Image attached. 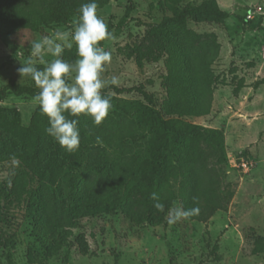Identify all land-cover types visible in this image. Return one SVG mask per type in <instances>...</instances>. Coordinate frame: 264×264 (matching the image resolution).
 <instances>
[{
  "label": "rangeland",
  "instance_id": "374dc122",
  "mask_svg": "<svg viewBox=\"0 0 264 264\" xmlns=\"http://www.w3.org/2000/svg\"><path fill=\"white\" fill-rule=\"evenodd\" d=\"M204 0H182V4H200ZM219 7L232 16L222 24L188 23L201 39L215 38L219 56L212 69L218 81L230 84L233 77L242 79L244 87L233 92L229 86H217L213 93L210 114L189 122L207 128L222 129L225 136L226 182L231 184L233 198L226 212H217L206 223L181 219L174 224L135 226L121 212L99 213L95 217L82 216L67 229L66 245L51 255L53 242L42 247L34 236V229L50 237L53 231L42 223L43 212L53 196L59 201L71 195L70 178L83 174L82 187L101 181L84 165L66 170L56 185L34 183L33 195L28 199L17 180L19 166L15 162L0 161V264H7L6 254L14 264H264V253H255L264 247V83L254 89V83L264 79V0H216ZM166 0H110L98 9L108 25L112 38L99 45L111 53L103 78L118 77L119 84L110 86L126 89L123 94L105 92L112 101L108 115L122 113L119 105H131L134 121H142L147 105L133 89L141 86L151 95L153 105L159 108L171 87L164 82V57L156 49V41L147 31L158 24L167 11ZM79 10L67 23L43 27L33 41L51 35L54 30L71 31ZM250 21L242 25L239 19ZM121 28L118 30L117 26ZM32 41V42H33ZM14 45L5 30H0V87L9 81L36 86L18 69L31 53V44ZM75 45H73L74 47ZM140 57L141 65L137 58ZM51 60L50 55H46ZM35 59V58H34ZM36 66L43 68L37 61ZM74 82V74L69 77ZM38 102L34 98L7 95L0 100V109H16L23 126H28ZM145 133H140L144 135ZM13 138L0 130V149L9 153L15 149ZM150 142L143 141L134 154L146 160L153 157ZM97 149L92 154L96 155ZM246 157L252 163L247 171L238 166V159ZM5 188L3 193L1 188ZM29 187H27L28 189ZM180 207L172 203L170 209ZM169 209V210H170ZM88 254L83 255L81 242Z\"/></svg>",
  "mask_w": 264,
  "mask_h": 264
},
{
  "label": "trees",
  "instance_id": "16d2710c",
  "mask_svg": "<svg viewBox=\"0 0 264 264\" xmlns=\"http://www.w3.org/2000/svg\"><path fill=\"white\" fill-rule=\"evenodd\" d=\"M109 1L97 0L98 9ZM181 1L166 0L163 11L169 15L147 31L164 57L163 80L171 90L161 106L155 108L151 95L141 86L133 89L147 104L142 121H134L131 105L126 101L119 105L122 113L107 115L98 125L87 115L69 116V119H78L81 137L78 149L69 152L46 134L48 119L39 105L28 126L21 124L16 109H0V130L16 143L9 153L0 149V161L18 164L16 177L17 180L22 178L18 184L24 189L20 196L26 194L31 199L34 183L54 186L66 170L80 165L101 178L99 183L86 188L80 185L82 173L72 176L68 200L59 201L53 196L43 211L45 216L39 215L53 234L46 237L34 229V236L44 248L53 242L51 255L66 245L67 229L82 216L121 212L135 226H158L175 201L185 209H200L198 215L186 219L189 222L206 223L217 212L227 211L233 190L226 182L224 132L189 121L210 114L217 86L232 83L236 94L245 85L236 76L230 84L225 79L217 80L212 69L219 56L216 39H201L187 25L222 24L232 15L222 10L216 0L182 5ZM89 2L91 0H0V30L7 32L14 45L25 47L43 27L67 23L82 4ZM239 20L242 25L250 22L244 18ZM63 58L68 62L78 59L76 47L65 49ZM137 62L141 65L140 57ZM263 83L264 79L256 81L254 89ZM109 90L117 95L127 91L110 86L102 93L105 95ZM38 92L37 86L9 81L0 87V100L7 95L34 98ZM143 132L145 134L140 135ZM97 137L102 143H97ZM147 140L153 157L143 160L134 151ZM95 149L97 152L93 155ZM1 191L5 193L6 189L3 187ZM152 192L159 194L165 205L164 212L154 208V201L150 199ZM81 249L84 256L88 254L83 241ZM254 252L264 253V247ZM5 257L7 264H14L10 253Z\"/></svg>",
  "mask_w": 264,
  "mask_h": 264
},
{
  "label": "clouds",
  "instance_id": "9594fccd",
  "mask_svg": "<svg viewBox=\"0 0 264 264\" xmlns=\"http://www.w3.org/2000/svg\"><path fill=\"white\" fill-rule=\"evenodd\" d=\"M98 7L97 0L82 4L71 31L56 29L51 35L33 41L30 56L18 69L21 76L30 77L39 88L34 99L48 119L46 134L69 152L77 150L81 141L79 121L69 119V116L87 115L94 124H100L113 107L111 98L104 95L102 90L108 84H119L116 76L110 81L103 78L105 67L111 62V53L99 46V42L111 39L112 33L98 15ZM73 45L78 59L68 62L63 54ZM46 55L52 59L47 60ZM37 61L44 67L38 68ZM72 74L74 82L69 83ZM96 140L102 143L99 137ZM150 199L154 201L153 206L157 211H165L157 192H152ZM199 213L198 207H174L168 211L167 222L174 224Z\"/></svg>",
  "mask_w": 264,
  "mask_h": 264
},
{
  "label": "built area",
  "instance_id": "2783aa9c",
  "mask_svg": "<svg viewBox=\"0 0 264 264\" xmlns=\"http://www.w3.org/2000/svg\"><path fill=\"white\" fill-rule=\"evenodd\" d=\"M252 163L248 160V158H244L243 156L238 159V166L241 167L243 171H247Z\"/></svg>",
  "mask_w": 264,
  "mask_h": 264
}]
</instances>
